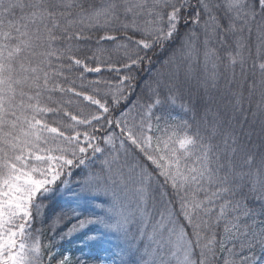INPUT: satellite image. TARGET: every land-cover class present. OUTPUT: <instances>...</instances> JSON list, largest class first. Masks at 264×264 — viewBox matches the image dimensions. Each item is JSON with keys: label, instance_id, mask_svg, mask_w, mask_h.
I'll return each instance as SVG.
<instances>
[{"label": "snow or ice", "instance_id": "snow-or-ice-1", "mask_svg": "<svg viewBox=\"0 0 264 264\" xmlns=\"http://www.w3.org/2000/svg\"><path fill=\"white\" fill-rule=\"evenodd\" d=\"M77 238L264 264V0H0V264Z\"/></svg>", "mask_w": 264, "mask_h": 264}, {"label": "trees", "instance_id": "trees-1", "mask_svg": "<svg viewBox=\"0 0 264 264\" xmlns=\"http://www.w3.org/2000/svg\"><path fill=\"white\" fill-rule=\"evenodd\" d=\"M157 67H159V65H157ZM76 178L77 176L72 177L73 180ZM60 251L70 254L74 264L76 261H84L85 264H102L106 260H112V257L105 253L102 246H97L91 250L82 247L80 238H77L71 243H65Z\"/></svg>", "mask_w": 264, "mask_h": 264}, {"label": "rangeland", "instance_id": "rangeland-1", "mask_svg": "<svg viewBox=\"0 0 264 264\" xmlns=\"http://www.w3.org/2000/svg\"><path fill=\"white\" fill-rule=\"evenodd\" d=\"M102 264H111V259L106 260L105 262H103Z\"/></svg>", "mask_w": 264, "mask_h": 264}]
</instances>
